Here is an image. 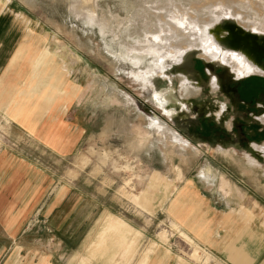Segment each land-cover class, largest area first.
Segmentation results:
<instances>
[{"label":"rangeland","instance_id":"374dc122","mask_svg":"<svg viewBox=\"0 0 264 264\" xmlns=\"http://www.w3.org/2000/svg\"><path fill=\"white\" fill-rule=\"evenodd\" d=\"M219 1L228 6L214 10ZM259 1L0 0V15L13 10L32 40L31 94L16 101L52 103L69 137L67 152L57 153L0 112V149L29 158L51 186L25 233L6 239L0 264H234L227 250L235 239L251 252L261 246L250 264H264V153L253 147L264 144V74L238 80L193 50L178 65L167 60L168 77H149L152 85L135 75L156 69L158 56L139 50L162 16L175 25L168 18L180 11L201 26L220 15L219 43L250 51L263 69L249 47L238 46L247 32L264 45L252 30L264 26ZM216 68L235 80L226 90L215 84ZM52 85L61 92L50 95ZM164 90L182 104L178 112L167 115L154 98ZM156 120L188 143H168ZM192 234L237 237L220 252Z\"/></svg>","mask_w":264,"mask_h":264},{"label":"crops","instance_id":"0c3cea01","mask_svg":"<svg viewBox=\"0 0 264 264\" xmlns=\"http://www.w3.org/2000/svg\"><path fill=\"white\" fill-rule=\"evenodd\" d=\"M15 17L11 9L0 15V112H7L15 127H21L23 130L25 127L26 132L35 136L33 138L39 142L47 144L46 146L49 145L52 151L66 153L69 148V137L68 132L65 133V128L68 124L66 126L63 119L56 117L57 108H54L52 103L48 105L42 102L32 107L29 103L18 104L19 102L15 99V96L21 95L24 101V96L31 94L32 78L29 69L34 57L30 43L32 40L25 38L30 29L22 27V23L14 20ZM43 55L37 59L36 65L42 62ZM46 59L47 57L44 61ZM45 77L43 76L41 80ZM55 77L54 75V79ZM38 83L33 84L35 93L39 92ZM52 88L53 85L49 89L50 95L61 92ZM18 111L21 113L17 114ZM14 114L18 119L13 117ZM46 174L45 170L13 148L0 149V256L8 251L7 245L5 246L6 239H14L17 234L25 233L26 225L31 222V215L40 206L50 189ZM222 178L220 189L227 195L229 189L223 188ZM246 213L244 211L243 215ZM172 224L178 228L176 222L173 221ZM183 224L186 228V224ZM189 227H191L190 224ZM192 236L202 240L206 245H215L220 252L225 250V239L237 237L235 234H192ZM237 242L235 239L234 245L227 250L230 261L234 264L252 263L259 255L261 246L251 252L245 244L237 246ZM198 247L201 249L200 246ZM208 255L210 256L209 253ZM9 264L27 263L10 262ZM28 264L48 263L44 259H39L35 262L30 261Z\"/></svg>","mask_w":264,"mask_h":264},{"label":"bare ground","instance_id":"6f19581e","mask_svg":"<svg viewBox=\"0 0 264 264\" xmlns=\"http://www.w3.org/2000/svg\"><path fill=\"white\" fill-rule=\"evenodd\" d=\"M248 1L250 2V0H247V3ZM260 2L261 0L259 1V4ZM227 6L228 5H226L224 2L219 1L215 5V8L213 9L214 10L216 8L225 9ZM228 11H226L225 14ZM232 14L238 20L242 18V20L239 23L242 26H245L246 28L249 29V27L245 24V20H243L244 16L242 14H238V12H234V13L232 12ZM232 14L229 13V15ZM212 16H210L212 20L208 21L207 23L203 22L204 25L202 26H201L202 21H199V19L197 18L195 19L189 13H184L181 11L177 12V15L168 18L175 25L169 23L168 20L165 21L167 17L162 16V19L159 20L160 27L158 28L156 33L147 35L146 36L147 39L145 38L146 40V44H144L145 46L141 50H139V52L141 53L143 52L146 55L151 56L152 54H154L158 56L160 61L158 64H156L157 67L156 69H153L154 71L140 72L139 74H135V75H138L137 77L140 78L142 81H147L149 84H151L149 77H154V75H158V74L164 77L167 76L165 75L166 73L165 63L167 60L173 62L174 65H178L180 61L184 60L187 53L193 50L203 52L204 56L203 55L201 56L206 61H209L216 66L218 65L223 67L225 66V68H227L228 70L231 69L232 70L231 73H233V76L238 80L253 73L264 74L263 69L256 65L253 57L254 56L253 53L251 54L250 51H245L240 49H231V48L227 49L224 47L223 44L219 43L218 38H219V34L222 31L221 28L216 24L219 23V19L221 18L220 15L217 14H214L213 17ZM259 19L260 21H262L264 25V15H262ZM253 26H252L253 31L260 33L259 35L261 36L264 35V26H262L260 22L254 23ZM247 33L245 36L243 35L241 39L243 40V38H251V45L247 43L245 44V41H242L241 46L245 45L246 47H249L256 54V52L253 50V44L256 43L258 37L250 34L247 35ZM167 36H171L172 40H168ZM178 43L179 44L184 43V47L180 48L179 46H175ZM206 54L209 55L211 59L208 58ZM238 62L241 63V65H239ZM232 63L233 65H231ZM228 70L226 71L227 72L226 74L230 78H232V75ZM215 79H216L214 80L215 82L220 81V84H222L221 80L218 77H216ZM215 84L220 85L217 82ZM154 98L163 108L164 112L167 115H171L173 113L178 112L182 107L181 103L173 100L172 97H169L168 91L166 90L156 93ZM222 111L223 110H221V112L218 113V117H220ZM261 119L264 122V118L261 117ZM159 133L162 134L163 136L162 138H164L168 143H170V138L173 139H177V137L180 138L179 136L175 135V133H173L172 130L168 129V127H163V128L159 127ZM253 147L261 150V152L264 153V144L253 143Z\"/></svg>","mask_w":264,"mask_h":264},{"label":"flooded vegetation","instance_id":"af4514ba","mask_svg":"<svg viewBox=\"0 0 264 264\" xmlns=\"http://www.w3.org/2000/svg\"><path fill=\"white\" fill-rule=\"evenodd\" d=\"M237 34H239V33H237ZM240 37H239V39L238 40H240V42H238V46H241L242 45V41H246L247 42V39L248 38H243V40L241 39V37L243 36V35H239ZM248 43V42H247ZM250 45H251V38H250ZM248 43V44H249ZM253 49L255 50V51H258V52H256V55H257V57H258V60H259V63H260V65L263 67V73H264V45H263V43H261V42H259L258 40L256 41V43H254L253 44ZM259 54H261L262 56H260ZM204 66H205V63H204ZM217 68H219V67H217ZM217 68L216 69H214V73H216L217 71ZM227 72H226V70L225 69H223L222 68V70L220 71V73H216V74H218L219 75V77L221 78V80H222V86H221V89H222V87L225 89L226 87H227V84H226V82L227 81H229L230 83H232V82H234L235 80L234 79H231L227 74H226ZM220 89V90H221ZM219 90V91H220ZM226 90V89H225ZM182 108V107H181ZM180 108V109H181ZM157 122H158V120H156ZM159 123V122H158ZM160 125H162L163 127H166V125L165 124H161V123H159ZM177 133V132H176ZM177 135L184 141V142H186V143H188L186 140H184L183 139V137L182 136H180L178 133H177Z\"/></svg>","mask_w":264,"mask_h":264}]
</instances>
